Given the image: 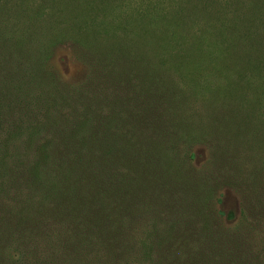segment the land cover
<instances>
[{
    "label": "trees",
    "instance_id": "1",
    "mask_svg": "<svg viewBox=\"0 0 264 264\" xmlns=\"http://www.w3.org/2000/svg\"><path fill=\"white\" fill-rule=\"evenodd\" d=\"M14 1L26 15H17L10 2L0 0V264H85L93 249L114 254L122 246L120 235L133 210L167 202L161 193V200L152 197L155 191L197 193L199 184L184 167L201 156L203 146L197 139L169 135L172 126L163 125L165 112L153 120V129L147 128L151 118L145 114L128 128L113 125L123 112L104 114L103 99H98L106 101L103 86L94 100L83 95L92 69L100 77L107 74L106 68H93V57L84 51L99 53L102 61H133L125 74L135 73V88L142 86V96L158 95L160 107H182L174 101L183 90L176 79L195 80L201 71L226 82L210 86L209 92L232 96L236 84L226 68L229 61L264 68V1L245 4L236 18L208 22L199 13L208 8L202 0L171 14L153 6L136 8L124 24L137 30L138 47L119 42L117 49L106 44L116 35L109 37L115 22H106L105 16L123 14L118 0H46L47 7L36 8L25 7L29 0ZM59 6L70 21L61 31L56 27ZM41 16L46 31L39 35L35 25ZM218 22L215 31H227L231 45L205 52L189 28ZM161 24L163 30H158ZM63 48L89 68L80 86L63 83L58 64ZM114 102L115 110L126 111ZM163 153L168 158L164 169ZM203 163L210 164L211 158Z\"/></svg>",
    "mask_w": 264,
    "mask_h": 264
},
{
    "label": "rangeland",
    "instance_id": "2",
    "mask_svg": "<svg viewBox=\"0 0 264 264\" xmlns=\"http://www.w3.org/2000/svg\"><path fill=\"white\" fill-rule=\"evenodd\" d=\"M6 1L10 2L9 7L17 10V15L27 14L22 7L15 5L14 0ZM118 1L123 6V14L122 11L117 13L119 15L110 11L105 16L106 22H115L114 28L108 30L109 37L116 35L113 39H106V44L116 49L119 42L138 47L135 44L137 30L124 24L129 20V11L131 13L136 8L153 6L160 9L162 14H171L178 7L187 11L199 0ZM202 1L204 7L208 8L199 13L208 22L207 19L213 17L212 21H219L224 16L236 18L244 12L245 4H257L264 0ZM37 6L47 7L48 3L46 0H29L25 4L27 8ZM80 6L84 8L83 3ZM60 10L61 6L57 11L60 19H56L58 31L70 24ZM47 11L46 8L44 14ZM15 14L12 12V15ZM41 21L42 16L35 25L39 35L46 31L42 30ZM80 21L81 18H78L75 23L79 24ZM162 26L158 30H163ZM216 26L219 27L220 23L189 28L191 34H195V42L200 43L205 52L216 46L230 44L225 39L227 31L217 32ZM19 27H24V20ZM100 44L103 45V42ZM60 52H63V60L58 64L63 83L68 86L82 85L86 72H89L88 66L71 58L67 48ZM84 53L89 58L93 57L90 61L93 68H106L107 74L100 77L98 71L92 69V79L85 87L87 95H83L94 100L93 96L103 86L106 101L100 95L98 99H103L102 105L107 110H104V114L110 111L123 112L120 121L117 117L113 125L128 128L134 118L141 119L145 114L151 118L147 128L153 129V120L165 112L166 123L163 125L172 126L169 135L178 133L186 138L197 139L200 141L199 146H203L201 156L184 167L190 168L187 176L199 184V191H155L152 197L156 195L161 200V193L162 198H168L167 202L133 210L125 220L120 235L122 246L114 254L93 249L85 264H264V68L260 71L255 64L249 66L246 61L248 57L242 65L237 63L239 68L233 64L234 60L229 61L226 68L236 84V92L228 97L208 91L210 86L214 88L226 83L222 79L215 80V76L208 71H201L193 78L195 80L189 77L176 79L183 90L174 101L183 105L174 110L169 106L160 107L158 95L142 96L141 85L135 88L138 84L135 73L125 74L131 63L134 64L133 61L119 59L113 63L102 61L95 51L89 53L86 50ZM110 70L113 71L111 75L108 74ZM240 75L244 81L237 80ZM193 82L196 84L191 86ZM127 96L128 101L123 102L121 99ZM114 101L126 111L115 110ZM151 132L153 130L147 134L150 137L153 136ZM160 158L164 160L161 163L164 169L168 162L166 153ZM207 158H211V163L205 165L203 162Z\"/></svg>",
    "mask_w": 264,
    "mask_h": 264
}]
</instances>
